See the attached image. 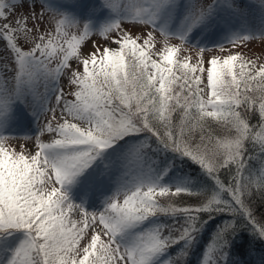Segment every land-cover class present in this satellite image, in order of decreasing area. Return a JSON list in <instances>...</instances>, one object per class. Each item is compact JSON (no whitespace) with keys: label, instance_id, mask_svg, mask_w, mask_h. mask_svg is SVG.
Returning <instances> with one entry per match:
<instances>
[{"label":"snow or ice","instance_id":"6c2138e0","mask_svg":"<svg viewBox=\"0 0 264 264\" xmlns=\"http://www.w3.org/2000/svg\"><path fill=\"white\" fill-rule=\"evenodd\" d=\"M26 3L0 0V264H186L216 216L227 219L200 264H228L242 228L264 240V217L252 210L257 191L264 198V63L240 51L205 55L264 38V27L193 38L242 16L237 0L72 5L89 16L105 10L99 25L51 0L21 13ZM256 6L264 14V0ZM125 21L152 31L140 42ZM94 32L104 39L85 52ZM185 44L195 57L180 56ZM62 77L75 86L68 95ZM20 102L36 116L35 134L7 131ZM19 139L27 154L11 146ZM177 159L199 176L173 173Z\"/></svg>","mask_w":264,"mask_h":264},{"label":"rangeland","instance_id":"374dc122","mask_svg":"<svg viewBox=\"0 0 264 264\" xmlns=\"http://www.w3.org/2000/svg\"><path fill=\"white\" fill-rule=\"evenodd\" d=\"M18 2H23V0H18ZM51 3L54 8H58L61 11L68 10V11H78L81 15L82 19H90L94 25H99L103 22L105 16L107 15L105 10H100L96 14L89 16L86 11H83V9H76L72 7L73 4H94L97 8H99L100 0H51ZM237 3L240 5V7L244 10V14L242 16L238 17H228V24L225 25L223 21H219L218 24L210 29L208 32H204L202 30H197L193 34V38L196 40H201L202 42L209 43L212 41H219L223 38L224 35L227 34V31L229 27L233 31H241L242 29H246L248 31H258L260 28L264 27V14L260 12V9L256 6L257 0H237ZM32 4V0H27V3L25 4V8L19 9L21 13L25 11L26 8H29ZM134 22L131 21H125L123 22V26L125 28H129L131 33L135 35L140 36V42H143L144 39H146L145 33L147 31H152V29L149 26H133ZM75 31V29H73ZM153 35L156 38V46L161 47L162 41L164 37L162 34L156 30L153 32ZM104 37L100 36L98 32L92 33L89 37H87L88 43L87 45H82L84 47V51L87 52L89 48L92 47L91 41L92 40H103ZM172 44H180L181 42L178 39L172 38L170 41ZM225 51L222 52L218 47H213L209 52H207L205 55L210 56L211 54H217V55H224L228 52H235L240 51L242 52L247 58L253 59L256 61L257 65L264 63V38L257 37L253 40H249L246 43H242L241 46L238 48H233L232 45L225 43L224 44ZM198 53V49L195 48L192 44H185L183 46V50L180 53V56L190 55L195 57ZM70 63H74V61H70ZM52 67H55V63H53ZM59 87L64 89V92L66 95H68L71 91L75 90V86H70L66 82V78L62 77L59 83ZM40 93L44 92L43 87L39 89ZM54 99L52 100V104H54ZM208 126L211 127L213 130L214 135L216 134H222L223 129L217 125L215 120H210L208 123ZM8 133L16 136L23 137V135H31L35 134L37 131V124H36V116L33 114L32 111H30L28 105L25 103H17L13 109V115L12 119L9 122V127L7 129ZM43 139L47 140V136L43 137ZM25 143H28V141H25L23 139L19 140H13L11 141V146H15L16 144H20L21 148L20 150L25 151L27 154V150L23 147ZM191 165V164H190ZM193 166V169L190 167L186 168L182 163L176 161V165L173 169V173L184 175V174H190L193 177H198L199 173L195 169V166ZM172 174L170 173V176ZM107 194V192H105ZM176 198L178 197H172L171 202H175ZM255 198V196H254ZM102 200V196H97L93 199H88L86 201V206L89 208V210H95L97 207H99ZM162 202L164 201L162 198ZM94 205V206H93ZM98 205V206H97ZM257 205V203L255 204ZM260 207L264 208V201L261 202ZM259 213V212H258ZM216 231V229H213L211 226H203L195 244L190 250V254L188 255L189 258H187L186 264H200L201 257L204 252L205 246L208 244L209 240L212 237V234ZM170 254H172V251L170 250ZM191 258V260H190ZM261 262V255L260 253H257V251H251L248 248H240L237 252L230 254L228 258V264H260Z\"/></svg>","mask_w":264,"mask_h":264},{"label":"trees","instance_id":"16d2710c","mask_svg":"<svg viewBox=\"0 0 264 264\" xmlns=\"http://www.w3.org/2000/svg\"><path fill=\"white\" fill-rule=\"evenodd\" d=\"M177 162L182 163L186 168L190 167L193 169V166L190 165L189 162H185L182 160L177 159ZM253 166L258 167V162L254 161ZM187 197H184L183 200H187ZM264 201V198H262L259 195V192L257 191V194L255 195V198L252 199V210L255 214V216L259 219L261 217H264V208H261V210L258 208L260 207V203ZM173 202V201H172ZM175 202L181 203L183 202L181 198H176ZM257 203V205H255ZM259 212V213H258ZM206 218V217H205ZM224 219H227V217L222 216H216L213 219H210L207 221L205 226H211L213 229H216L217 225L221 224ZM240 248H248L251 251H257V253H260L261 255V262L260 264H264V240L257 239L249 234L248 230L246 228H242L238 234L233 238L232 244L229 248V253L233 254L240 250ZM172 254L175 256L177 249H172ZM190 254V252H189ZM189 258V257H187ZM191 260V258H190Z\"/></svg>","mask_w":264,"mask_h":264},{"label":"bare ground","instance_id":"6f19581e","mask_svg":"<svg viewBox=\"0 0 264 264\" xmlns=\"http://www.w3.org/2000/svg\"><path fill=\"white\" fill-rule=\"evenodd\" d=\"M94 206V205H93ZM98 206V205H97Z\"/></svg>","mask_w":264,"mask_h":264}]
</instances>
